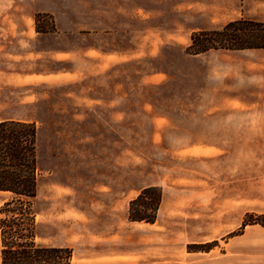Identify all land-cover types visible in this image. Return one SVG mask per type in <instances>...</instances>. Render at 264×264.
I'll return each mask as SVG.
<instances>
[{"label": "rangeland", "instance_id": "rangeland-1", "mask_svg": "<svg viewBox=\"0 0 264 264\" xmlns=\"http://www.w3.org/2000/svg\"><path fill=\"white\" fill-rule=\"evenodd\" d=\"M237 18L264 0H0V119L38 129V243L72 264L259 259L264 55L186 51ZM147 186L157 218L130 221Z\"/></svg>", "mask_w": 264, "mask_h": 264}, {"label": "trees", "instance_id": "trees-1", "mask_svg": "<svg viewBox=\"0 0 264 264\" xmlns=\"http://www.w3.org/2000/svg\"><path fill=\"white\" fill-rule=\"evenodd\" d=\"M244 49H264V21L237 18L219 29L195 31L186 51L199 55L210 50ZM37 140L35 122L0 119V194L4 197L0 205L1 264H72L70 247L43 245L36 241ZM161 200L158 186L143 188L129 202V220L154 223ZM250 217L247 215L243 226L259 223L264 227V214Z\"/></svg>", "mask_w": 264, "mask_h": 264}, {"label": "crops", "instance_id": "crops-1", "mask_svg": "<svg viewBox=\"0 0 264 264\" xmlns=\"http://www.w3.org/2000/svg\"><path fill=\"white\" fill-rule=\"evenodd\" d=\"M259 21H264V20L259 19ZM248 50H252L255 53V55H258L259 54L258 52H262L260 54L262 56L264 55V49H248ZM256 63L261 66H264V60L262 62L257 61ZM262 81H263V96H264V78ZM246 242L248 246H251V250L249 251L252 252V255L256 256V258H259L253 264H264V239L247 240Z\"/></svg>", "mask_w": 264, "mask_h": 264}]
</instances>
